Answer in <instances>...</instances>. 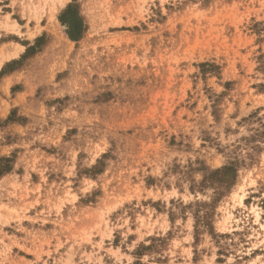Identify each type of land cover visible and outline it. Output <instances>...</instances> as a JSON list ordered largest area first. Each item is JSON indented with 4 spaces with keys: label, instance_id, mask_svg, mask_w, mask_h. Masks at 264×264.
<instances>
[{
    "label": "rangeland",
    "instance_id": "obj_1",
    "mask_svg": "<svg viewBox=\"0 0 264 264\" xmlns=\"http://www.w3.org/2000/svg\"><path fill=\"white\" fill-rule=\"evenodd\" d=\"M0 264H264V0H0Z\"/></svg>",
    "mask_w": 264,
    "mask_h": 264
},
{
    "label": "trees",
    "instance_id": "obj_2",
    "mask_svg": "<svg viewBox=\"0 0 264 264\" xmlns=\"http://www.w3.org/2000/svg\"><path fill=\"white\" fill-rule=\"evenodd\" d=\"M59 20L67 27L66 33L71 41L75 42L81 38L82 23L73 6H67L60 15Z\"/></svg>",
    "mask_w": 264,
    "mask_h": 264
}]
</instances>
